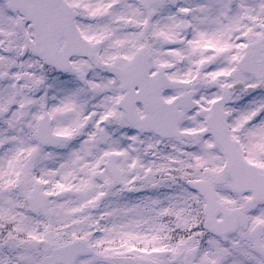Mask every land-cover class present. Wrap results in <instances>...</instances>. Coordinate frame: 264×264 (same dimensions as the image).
Here are the masks:
<instances>
[{
  "label": "snow or ice",
  "instance_id": "1",
  "mask_svg": "<svg viewBox=\"0 0 264 264\" xmlns=\"http://www.w3.org/2000/svg\"><path fill=\"white\" fill-rule=\"evenodd\" d=\"M0 264H264V0H0Z\"/></svg>",
  "mask_w": 264,
  "mask_h": 264
}]
</instances>
